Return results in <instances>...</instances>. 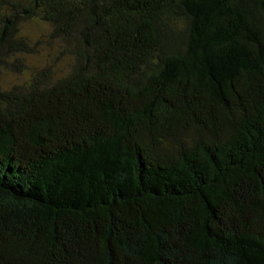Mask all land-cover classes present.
<instances>
[{
  "label": "trees",
  "instance_id": "1",
  "mask_svg": "<svg viewBox=\"0 0 264 264\" xmlns=\"http://www.w3.org/2000/svg\"><path fill=\"white\" fill-rule=\"evenodd\" d=\"M36 19L74 64L0 87V264H264V0H0V69Z\"/></svg>",
  "mask_w": 264,
  "mask_h": 264
},
{
  "label": "rangeland",
  "instance_id": "2",
  "mask_svg": "<svg viewBox=\"0 0 264 264\" xmlns=\"http://www.w3.org/2000/svg\"><path fill=\"white\" fill-rule=\"evenodd\" d=\"M50 33L51 27L40 20L23 23L21 35L28 43L33 45L42 41V44L36 54L21 57L24 66L20 71L0 69V87L3 90L26 87L34 73L48 67L52 70L46 86H52L69 75L74 59L69 54H62L60 42H49Z\"/></svg>",
  "mask_w": 264,
  "mask_h": 264
}]
</instances>
